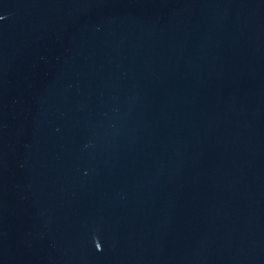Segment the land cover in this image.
<instances>
[{
  "label": "water",
  "instance_id": "1",
  "mask_svg": "<svg viewBox=\"0 0 264 264\" xmlns=\"http://www.w3.org/2000/svg\"><path fill=\"white\" fill-rule=\"evenodd\" d=\"M0 264H264V0H0Z\"/></svg>",
  "mask_w": 264,
  "mask_h": 264
}]
</instances>
